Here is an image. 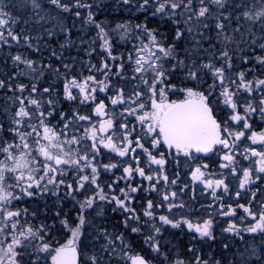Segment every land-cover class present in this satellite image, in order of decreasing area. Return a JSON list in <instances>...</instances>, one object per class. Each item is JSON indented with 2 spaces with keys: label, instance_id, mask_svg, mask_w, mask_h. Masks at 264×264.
Segmentation results:
<instances>
[{
  "label": "snow or ice",
  "instance_id": "obj_1",
  "mask_svg": "<svg viewBox=\"0 0 264 264\" xmlns=\"http://www.w3.org/2000/svg\"><path fill=\"white\" fill-rule=\"evenodd\" d=\"M0 65V264H264V0H0Z\"/></svg>",
  "mask_w": 264,
  "mask_h": 264
},
{
  "label": "rangeland",
  "instance_id": "obj_2",
  "mask_svg": "<svg viewBox=\"0 0 264 264\" xmlns=\"http://www.w3.org/2000/svg\"><path fill=\"white\" fill-rule=\"evenodd\" d=\"M121 186H123V185H121ZM29 203L33 206L35 205L34 207H39L41 209V211H43V209L45 207V206H42V204L46 203V205H48L47 207H49V209H51V213L52 212L55 213L57 210H59L60 207H63V206H65V209H64L65 211L71 209L73 206L70 198H64L63 193H61V200L60 201H58L55 196L46 195L43 199L37 198L36 200H29ZM106 211H107V213L110 214V209H107ZM93 215H95V213H93ZM114 217L117 218V221L120 219V218H118L119 217L118 215L111 214V219L108 221L109 224L114 223V221H113ZM49 223H51V220H49ZM97 223H99V218L97 219ZM221 226H223V225H221ZM217 233H219V228L217 229ZM230 237H231V234H225V237L223 238V242L232 243L233 241L230 239ZM245 242L252 243V237L246 236L245 241H241L238 237L235 238V245H239L241 248H243L245 246ZM256 242L257 243L259 242V237H257Z\"/></svg>",
  "mask_w": 264,
  "mask_h": 264
},
{
  "label": "trees",
  "instance_id": "obj_3",
  "mask_svg": "<svg viewBox=\"0 0 264 264\" xmlns=\"http://www.w3.org/2000/svg\"><path fill=\"white\" fill-rule=\"evenodd\" d=\"M103 2H104V4H105V6L107 7V9H108V11L109 12H111L112 11V6H114L115 5V3H116V0H103ZM103 18H105V19H109V20H113V19H119V16L118 15H111V16H106V17H103ZM125 19H127L128 17H127V15H125V17H124ZM141 19H143V17H141ZM163 30V29H162ZM90 35H94V32L93 33H90ZM77 54V49L76 48H71L70 50H67V51H65L64 52V55L65 56H69V55H71V56H75ZM45 55H47V53L45 54ZM85 59H87V57H85ZM0 67H2V65H0ZM34 204V203H33ZM51 204V203H50ZM35 206V205H34ZM42 206H48V205H46V203L45 204H42ZM44 207V208H45ZM49 208V207H48ZM63 209H65V206H63ZM44 210V209H43ZM50 214H53V212L51 213V209H50ZM118 218H120V217H118ZM41 219H43V217H41ZM114 222H116L117 221V218L116 217H114V220H113ZM49 222V221H48ZM122 230V229H121ZM179 235V234H178ZM182 239H187V237H181Z\"/></svg>",
  "mask_w": 264,
  "mask_h": 264
}]
</instances>
